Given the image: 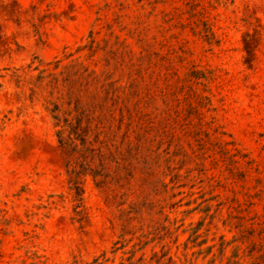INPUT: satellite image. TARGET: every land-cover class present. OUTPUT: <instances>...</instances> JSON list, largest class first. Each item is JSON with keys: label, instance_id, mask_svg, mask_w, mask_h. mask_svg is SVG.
<instances>
[{"label": "rangeland", "instance_id": "374dc122", "mask_svg": "<svg viewBox=\"0 0 264 264\" xmlns=\"http://www.w3.org/2000/svg\"><path fill=\"white\" fill-rule=\"evenodd\" d=\"M75 63L94 158L31 84ZM0 264H264V0H0Z\"/></svg>", "mask_w": 264, "mask_h": 264}, {"label": "trees", "instance_id": "16d2710c", "mask_svg": "<svg viewBox=\"0 0 264 264\" xmlns=\"http://www.w3.org/2000/svg\"><path fill=\"white\" fill-rule=\"evenodd\" d=\"M94 46H99L91 40L88 49L94 51ZM59 68L56 64L54 71ZM18 83L21 78L17 72L12 75ZM99 80L93 73L83 70L76 63L62 68L58 73L42 70L31 84L34 87L44 85L47 90V105L49 115L57 128L56 136L59 144L74 151L80 145L81 158L100 156V150H94L93 144L98 142L99 136L104 132L115 134L117 128L111 130V122L116 121L118 127L125 122L123 109H104L102 105L95 104L92 100L89 87L98 84ZM105 86V85H104ZM103 88V86L101 87ZM106 96L107 92L104 93ZM98 113V114H97ZM95 114H97L95 116ZM118 114V118H115ZM79 142V144H77ZM105 144V142H99ZM76 183H73L75 186ZM77 189V187H75ZM81 192L76 194V201ZM78 214V213H77Z\"/></svg>", "mask_w": 264, "mask_h": 264}]
</instances>
